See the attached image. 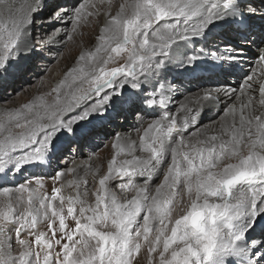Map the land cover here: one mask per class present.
Wrapping results in <instances>:
<instances>
[{
  "label": "snow or ice",
  "instance_id": "1",
  "mask_svg": "<svg viewBox=\"0 0 264 264\" xmlns=\"http://www.w3.org/2000/svg\"><path fill=\"white\" fill-rule=\"evenodd\" d=\"M7 2L0 0V4ZM44 2L42 0L43 7ZM237 2L143 0L142 4L141 0H134L132 6L140 10L147 5L144 10L151 19L142 25L144 29L163 25L168 17H182L187 23L203 14L199 31L185 37L190 39L202 36L217 21L237 15ZM12 6L9 5L10 9ZM42 10L39 5L25 3L16 8V12L24 14L19 19L14 15L10 16L8 23L0 19V88L9 85L11 78L22 77L28 72L18 63L21 56L18 42L23 35L21 25L31 27L34 15ZM62 10L63 7L57 8L52 16L59 18ZM81 14L80 9L76 13L77 20ZM174 26L167 25L169 28ZM140 27L138 16L128 20L123 45L116 50L128 53L127 63L94 77L87 89L80 90L70 100L57 99L56 104L48 107L43 115L36 114L33 119L26 118V123H17V128L25 129L19 135L9 132L0 139V195H8L15 190L20 194L17 202L26 204L25 211L19 212L15 223H8L17 216L12 203H8L13 209L11 215L7 218L0 216V264H139L135 257L142 248L151 258L149 264H156L157 252L159 264H264V240L251 237L257 228L264 230V156L249 155L239 166L226 168L222 176L209 174L193 184V175H198L205 167L206 160L209 166H214L211 159L216 149H195V154L193 151H180L186 146L180 133L187 129L188 120L182 128H177L175 119L168 123L164 122L168 118L149 122L139 143L130 141L126 153L119 148L120 137L117 136L115 146L119 151L116 156L124 155L125 158L119 161L115 157L111 159L106 174L99 176L98 186L94 185V200L87 199L89 191L65 196L61 195V187L54 186L51 195L40 194L37 200L35 209L43 214L47 229L37 231L38 217L33 210L37 189L33 184L42 189L43 175L34 173L22 180L21 177L30 165L45 160L55 164L78 153L96 135L93 121L119 120L126 112L137 109L136 92L141 86V77L136 69L140 65V71H144L145 57L135 53L136 48L143 49L149 43L146 32L142 33L144 39L141 42H135L134 34ZM134 43L135 48L129 52ZM169 55L166 50L156 64L157 69L165 66L167 60L164 56ZM257 55L261 75L264 76V48ZM196 58L192 56L188 63ZM252 79L254 76L248 75L245 81L249 90L253 87ZM162 87L163 84L160 85ZM257 91L264 96V83L257 86ZM206 95L210 96V93ZM148 103L165 105L166 101L161 93L158 99H151ZM27 107L31 108L30 105ZM140 115L136 111V118ZM256 120L259 121L260 117L257 116ZM248 134L251 137V129ZM232 135L235 140V134ZM216 138L215 135L209 137L211 140ZM171 142H175L174 147H170ZM226 148V144L220 145L221 156ZM185 162L187 168L183 166ZM162 166L165 168L162 181L150 190L149 181ZM62 175L61 170H57L48 176L55 183ZM121 177L127 178V182L120 184L123 198L119 199L108 182ZM134 177L144 179L134 183ZM182 178L188 181V192L191 194L195 190L196 196L187 214L173 220L174 190ZM245 181H258L262 187L251 191L250 202L239 199L233 203L234 186ZM201 194L216 197L220 202L213 203L208 199L200 202ZM245 207L249 208L247 219L243 227L236 230L235 221ZM221 221H224V228L220 227ZM156 222L160 227L153 234ZM5 231H14L15 240L9 235L6 240L2 238ZM22 233L24 238H20ZM17 242L23 250L13 254ZM161 246L163 251H160Z\"/></svg>",
  "mask_w": 264,
  "mask_h": 264
},
{
  "label": "bare ground",
  "instance_id": "2",
  "mask_svg": "<svg viewBox=\"0 0 264 264\" xmlns=\"http://www.w3.org/2000/svg\"><path fill=\"white\" fill-rule=\"evenodd\" d=\"M37 1L38 0H8L7 3L0 4V19H2L4 23H8L10 16L13 15L19 19L24 14L16 12V8H19L25 3L36 6L38 5ZM61 2H66L73 6L72 9L68 8V10L62 6L63 10L61 11L60 17L56 20L54 18L55 22H64L65 25L57 28V23L53 24L52 18L49 17L42 21L43 26L40 27L38 32L40 33V37H55L56 35L58 38L63 37L65 40L63 45L70 52L65 56V67L60 80H58L59 83L55 86L47 85L42 92L44 97H53L54 103L56 104L57 99L60 101L70 100L73 95H76L80 90L86 88L84 84L90 82L89 79L96 77L98 71L104 70L103 66L105 62H112L102 61V59L110 53L109 51L111 49L117 50V43H119L118 39L124 36L127 28V21L136 19L138 16L141 27L138 28L137 32L134 34V36H136V38H134L135 42H141L144 39L142 33L145 32L149 41L145 48H136L135 53L137 56L145 57L143 63L144 71H140V65L139 68L136 69L137 74L141 77L140 87L149 88L147 82L151 84L153 79L154 81L157 80L158 83L156 87L148 89L150 90V94H148L147 98H142L139 92L136 93V96L139 101H142L143 104L146 105L149 104V100L158 99L161 93H163L166 104H155L149 107L146 117L151 113L156 115L157 118L147 119L144 123V120H142L138 122V124H135V128L133 129L135 139H129L130 137H128L127 134L120 135L119 148L125 150L128 148L130 141L139 143L140 136L143 135V129L147 127L149 122L155 119H162L159 114L163 111L167 113L163 118H168V121L164 120V122L168 123L170 122L169 120L175 119L177 121V128H182L186 120L190 122L187 129H184L183 132L180 133L186 141V146L180 149V151H193L194 153L195 149H216L211 159V164L214 166H209L206 160L205 167L201 170L208 167L217 168L223 160L230 156L240 155L238 152L243 155L248 154V156H256L254 153L256 149L259 156H264V127H261L264 125V104L261 103V101H264V96L256 93H248L245 95V91L249 90L245 87V80L247 79L244 77L245 69H239L240 65L244 63L239 61L240 64H238L237 61H234L229 66H223L220 65V62L215 61V58L207 61L200 56L192 61V63L186 61V59H190L192 56L197 57V55H190V52H192L190 50H192L194 45L191 46L189 42L194 44L199 42L205 49L210 47L206 50L208 54L209 49L211 50L213 46L219 47V49L225 51L222 52L221 55L229 54L228 52L230 51L231 53H240L239 49L234 51V48H232L233 44L224 47L220 46V44L226 43V41H233L234 44H238L239 42L245 46L251 44L254 46L261 45L264 48V15H260V11H264L262 10L264 8V0H241L239 8L241 15L243 14L242 16H244L246 12H249L250 18H247L248 16L244 18L240 14L241 17L238 15L230 16L226 20L216 22V24L226 23L224 28H213L210 26L202 36L192 37L190 39H185V37H191L193 31H199V25L203 19V14L193 18L187 23H185L182 17H179V19L177 17H168L165 24L154 26L151 29H144L142 25L150 20L151 16L144 10L147 8V5H144V9L140 10L134 8L132 6L134 0H82L79 3L78 0H49L45 5L48 6L49 9H53ZM141 3L143 4V0H141ZM10 4L13 5L11 9L9 7ZM86 4L87 7H84ZM74 6L77 7L74 8ZM80 9L82 10L81 18L77 20L76 13ZM26 14L29 16L31 15V13ZM105 18H108V20ZM35 23L34 21L33 25ZM172 24L175 26L172 28L167 27V25ZM32 26L24 27L21 25L23 28V35L18 44L19 53L21 55L20 61L22 59L24 60V68H33L35 66V53L29 50L32 47L30 42L34 33V31H32ZM250 30L252 31L251 37L249 36L250 32H248ZM113 33H115V35H113ZM246 33L248 35H246ZM182 34L183 36H177ZM175 36H177L178 39H176V43L174 44L173 41ZM254 36L257 38L255 42L252 40ZM247 38H249V41H252L247 42ZM241 39L243 42L239 41ZM170 45H173V47H169ZM131 47L135 48V43L129 47L130 52ZM166 50L170 52V55L164 56V59L167 60L165 67L157 69L156 64L162 59L161 56H163ZM256 53L253 54L256 55ZM249 54H251V52H249ZM237 60H241V58ZM254 62L252 74H250V76L253 75V83L259 85L264 83V76L260 73L262 70L260 69L258 56L255 58ZM183 65H191L192 68H190V70L189 68L183 70ZM195 66L199 68H201V66L203 67V71L202 69L199 71V74H203L202 79L198 78L199 74L194 75ZM180 76L183 78L181 79ZM173 77L175 81L171 82V78ZM233 77L236 79L237 84L229 86L228 84L232 83L231 79ZM184 79L188 84L183 83ZM195 79L199 80L195 81ZM169 83H172V85L169 86L171 90L166 88ZM218 83L220 85H214ZM161 84H163L162 88H160ZM252 88H254V85ZM170 92H172L171 95L168 94ZM207 92H213L210 95H216L213 97V100L210 99L209 95L206 97L204 96ZM253 96H256V98ZM220 98H225V102L220 109V112L222 111L223 114H220V116L222 115L220 119L215 120L216 115H214V109L217 107L216 100ZM31 102L37 109L30 111L29 113L32 115L30 118L27 117V119L35 118L36 114L43 115L48 108L45 102H41L36 97H34ZM138 109L145 111L144 108L140 106H137L136 110ZM127 113L129 112H126L122 117L125 118L126 123H131L132 119L129 118ZM224 113H227V115H224ZM257 116L260 117L259 121L256 120ZM193 119L195 123H191ZM198 119L202 121L197 123ZM249 129H251L252 132L251 137L248 134ZM193 133L196 134L193 135ZM233 133L236 136L235 140H233ZM213 135L217 138L215 140L209 139V137ZM253 141L256 143L254 144ZM115 142L117 144V139ZM222 144L227 145V148L223 151V158L220 149V145ZM254 145L255 148H253ZM174 146L175 142H171L170 147ZM36 165L37 164H35V166ZM197 165L199 166V163H197ZM183 166L187 168L186 162ZM85 168L86 164L83 161L77 163V165L73 167L75 175L79 177ZM161 168H163V166ZM44 169H46V167L41 166V169H37V171ZM160 169H158L155 174H157ZM219 173H221L220 176H222L224 171H220ZM150 187L149 185V188ZM259 187H262V185H260L258 181H245L234 186L233 203L239 199L250 202L251 199L249 196H251V191ZM150 190L152 189L150 188ZM238 192H242L243 194L235 196ZM219 202L218 199L213 201V203ZM242 209V211H245V209L249 211L247 207ZM243 214L244 216L242 219L239 216L235 221L236 230L241 229L247 219L248 213ZM251 235H258L259 239L264 240V230L261 228H257Z\"/></svg>",
  "mask_w": 264,
  "mask_h": 264
},
{
  "label": "rangeland",
  "instance_id": "3",
  "mask_svg": "<svg viewBox=\"0 0 264 264\" xmlns=\"http://www.w3.org/2000/svg\"><path fill=\"white\" fill-rule=\"evenodd\" d=\"M48 1L49 0H45L44 7H43L42 0H38L37 3H38L40 8H43V10L37 12L34 15V21L36 23L32 26V31H34V33H33V37H32L31 42H30L32 47L29 50H30V52L35 53V58H34L35 66L33 68H27L26 67V69H28L27 73H25L22 77H14L13 79H10L9 85H5V87L0 88V139H3L6 135H8L9 132H11L12 135L16 136V135H19L20 133L25 131V129L17 128L16 124L17 123H26V118L27 117L30 118V116L32 115L29 112L37 109V107L34 106L31 102L34 99V97L39 99L41 102L42 101L45 102V104H47V107L55 105V103H54L55 101L53 100L54 98L50 97V96H48L46 98L42 95V92L45 90L47 85L55 86V85H57V83H59L58 80H60V77L62 76L64 67H65V63H64L65 56L67 54H69L70 51H68L67 48L63 45L64 44L63 42L65 41L63 37L58 38L57 35L55 37H40V33L38 31H39L40 27L43 26L42 21L46 18H49V17L52 18L53 24L57 23L56 24L57 28L59 26L61 27L62 25H65L64 22H55L54 18L56 20L57 17L52 16V13L59 6L60 7L64 6L67 10H68V8L72 9L73 6L69 5L66 2H61L58 4V6H56V8L49 9V7L45 5L46 2H48ZM80 1H82V0H78V3ZM240 5L241 4L239 3L236 6L238 8H240ZM76 7L77 6H74V8H76ZM262 10H264V8ZM258 12H259V10H258ZM263 12L264 11H260V15L261 14L264 15ZM248 13L246 12V14H244V16H242L243 14L241 15L240 9L238 12V14H240L242 17L245 18V16H248L247 18H250V16H249L250 13L249 14ZM106 16H107V14H106ZM254 16H255V14H254ZM177 18L179 19V17H177ZM106 20H108V18ZM211 26L213 28H224L226 26V23H223V24H216L215 23L214 25H211ZM248 32H250L249 36L251 37L252 31L250 30ZM209 35H210V33H209ZM246 35H248V34L246 33ZM177 36L178 37L183 36V34L177 35ZM177 36L174 37V41H173L174 44L176 43L175 42L176 39H178ZM122 38L118 39L119 43H117V49H120L121 46L123 45V39ZM134 38H136V36H134ZM256 39L257 38L254 36L252 40H254V42H255ZM239 41L243 42L242 39ZM246 41L251 42V41H249V38H247ZM189 44L191 46L194 45L192 50H190V51H192V52H190V55H197V58H198V56H200L201 58H203L207 61L215 58V61L220 62V65H223V66H229L234 61H237L238 64H240L239 61L243 62L244 64L240 65L239 69H241V70L245 69L244 70V72H245L244 77L245 78H247L248 74H249V76H250V74H252L251 73L253 70L252 66L255 63L254 62L255 58H257V56H258L256 52H258L261 48H263L261 45L254 46L251 44V45L245 46L239 42H238V44L237 43L234 44L233 41L232 42L226 41V43L220 44V46L224 47V46H228V45L233 44L232 48H234V51L239 49L240 53H235V52L231 53V51H230V52H228L229 54L221 55V53L225 52V51L219 49V47H215V46L211 47L213 50L209 49V54H208L206 50H208L207 48H210V47H207L205 49L204 46L200 45L199 42H196L195 44L192 42H189ZM173 45H171V47H173ZM130 49L132 51L133 47H131ZM109 52L110 53L107 54L102 59V61H112V62H105L104 66H103L104 70L98 71L96 73V76L101 75V73L104 71H110L113 68L123 66L125 63H127V60H128V54L127 53H125L123 51L117 52L116 50H112V49ZM129 52H130V50H129ZM249 52H251V54H249ZM253 53H256V55ZM224 57H226V58H224ZM221 58H223V59H221ZM228 58H230V59H228ZM240 58H241V60H237ZM20 59H21V57L19 58L18 63L20 66L24 67V65H25L24 60L22 59L20 61ZM188 60H189V58L186 59V61H188ZM195 67H196V69L194 70V72H195L194 75L199 74L200 69H202V71H203L202 66H201V68H199L197 66H195ZM137 68H139V65L137 66ZM187 68H189V70H190V68H192V66L191 65L184 66L183 70H186ZM199 75H200V77H199ZM199 75H198V78L202 79L203 74L201 73ZM180 78L182 79L183 77L180 76ZM199 79H195V81H197ZM91 80L92 79H89V81H91ZM12 81H13V83H12ZM172 81H175L174 77L171 78V82ZM231 81H232V83L228 84L229 86L237 84V81L234 77L231 79ZM250 82L252 83V85H254V88H252L251 90L245 91L246 92L245 95H247L248 93H251V94L256 93V94L260 95L259 92L257 91L258 85L253 83L252 80ZM89 83L90 82H86L84 84L86 86V88H84V89H87L89 87ZM157 83H158V81L157 80L154 81V79H153L151 84H149L147 82V86H149V88L140 87L137 92L140 93L142 98H147L148 94H150V90H148V89H150L151 87L152 88L156 87ZM183 83L188 84V82H186L185 79L183 80ZM167 85L168 86L166 88L171 90L169 86H171L172 83L171 84L169 83ZM214 85H220V84L218 83V84H214ZM141 88H143V89H141ZM171 93L172 92H170L168 94L171 95ZM208 93L209 92L205 93L204 96L205 97L208 96V95H206ZM212 93H210V94H212ZM241 95H242V93H241ZM214 96H216V95H214ZM214 96L210 95L209 97L211 100H213ZM253 97L256 98V96H253ZM216 101H217V103H216L217 107H216V109H214V115H216L215 120H218L222 117V115L220 116V114H223L222 111L220 112V109L222 108V105L225 102V98H220L219 100H216ZM28 105H30L31 108L27 107ZM137 106L144 108L145 111L138 109V110H135L133 112L127 113L129 118L132 119L131 123H126L125 118H123V117L120 118L119 120H114V122L102 121V120L93 121L92 123L97 130L96 135L91 140L87 141L82 146L81 150L78 153L74 154L73 156H71L69 158H66L63 162L57 161L55 164H52L49 161L45 160L43 162L38 163L36 166L35 165L29 166L28 170L24 172V175H23V177H21V180L28 177V176H31L34 173H38V174L43 175L42 180H43L44 186L42 189L38 185H36L35 183L33 184V187L37 189V193L34 194V201H33V207H34L33 210L36 211V215L38 217L37 218V231H41V230L47 231L46 220H45L43 214L35 209L36 207H38L37 200H38L40 194L51 195L54 186L55 187H61V189H62L61 195H65V196H67L69 194L74 195L77 192L84 193L85 191H89V195H88L87 199L90 201L94 200V194L92 192L94 185L98 186L99 176L106 174L107 166L111 162V159L115 157L119 161V160L125 158L124 155H121L119 157L116 156L117 151H119L118 147L115 146L116 145V142H115L116 137L120 136V135H126L127 134V136L130 137L129 139H135L134 133H133L134 132L133 129L135 128V124H138V122H141L142 120H144L143 121V123H144L145 120H147V119L157 118L156 115H153L151 113H150V115H148L146 117V114H148L149 107L152 106L151 104L144 105L142 101L138 100ZM136 111H138L141 114L137 118H136ZM165 114H167V113H164L162 111V112H160L159 115L161 118H163L165 116ZM201 114H202V111H201ZM143 116H145V117H143ZM201 121H202L201 119H198L197 123H199ZM114 143H115V145H114ZM253 148H255V145ZM127 149L128 148H126L124 150L125 153L127 152ZM238 153L240 155L237 154L235 156H230L229 158L223 160L222 163L217 168L208 167L209 169L206 168L204 170H200L198 175H193L191 183L195 184V182L198 178H204V177L206 178L209 176V174H212L214 176L219 177L221 174L219 172L225 171V169L228 168L229 166H239L241 164V161H243L244 159H246L248 157V154L243 155L240 152H238ZM254 153L256 156L258 155L256 149L254 150ZM260 153L263 154L262 152H260ZM239 157H241V158H239ZM222 158H223V156H222ZM82 161L86 164V168L80 174L81 177L80 176L78 177L77 175H75L73 167L76 166L77 163L82 162ZM196 163H199V160H197ZM41 166L42 167L45 166L46 169L41 170V171H37V169H41ZM69 169H71V171H69ZM57 170H61L63 175H62L60 180H58L54 183L53 180L48 175L54 174L55 171H57ZM164 171H165V168L163 166V168H161L157 174H154V176L149 181L150 186H151L150 188L152 190H154L153 185L162 181V176H163ZM94 177L96 178L95 180H94ZM143 179H144L143 177H134L133 182L139 183V182H142ZM13 180H15V178H13ZM124 182H127V178L121 177V178H118L117 180L108 182L110 189L112 190V192H115V195L119 199L123 198L122 197L123 192L120 188V184L124 183ZM76 185H78V187H76ZM174 191H175V196H174L173 204H172V209H173L172 219L173 220L178 219L180 216L187 214V211L190 210V208H191V201L196 196L195 190H193V192L191 194L188 192V181H186L183 178L181 179L180 184L176 187V189ZM241 194H243V193L238 192L235 194V196L241 195ZM19 195L20 194L18 192H16L15 190L10 192L8 195H0V216H4L7 218L8 216L11 215L13 209H12L11 205H9L8 203H12L14 210L17 211V216H14L10 221H8L9 224L15 223L19 212L23 213L25 211L26 204L20 205V203L17 202ZM110 195H111V193H110ZM128 195L131 196V193H128ZM249 198L251 199V196H249ZM26 199H27V196L25 194V201H26ZM178 199H179V201H178ZM204 199H208L210 202L217 200L216 197L204 196L203 194H201V201L200 202H203ZM242 210L243 209L240 210V218L241 219L244 216L243 213L249 212L246 209H245V211H242ZM50 215L51 214L49 213V216ZM5 227L7 228L8 225H5ZM134 227H138V225L134 226ZM159 227H160V224L158 222L154 223L153 234H155L156 230L159 229ZM220 227L224 228V221H221ZM8 235L11 236L15 240L14 231H12V232L5 231L4 236L2 238H4L6 240V237ZM134 235H135V232H133V236ZM251 237L252 238H258L259 236L258 235H256V236L251 235ZM20 238H24L23 233L21 234ZM22 250L23 249L18 245V242H17L15 245V248L12 251H13V254H15V253H19ZM160 251H163L162 246H161ZM156 257H157L156 264H159V259H158L159 252L156 253ZM150 259L151 258L149 257L146 249H144V248H142L141 252L135 257V260L139 261V264H149Z\"/></svg>",
  "mask_w": 264,
  "mask_h": 264
}]
</instances>
